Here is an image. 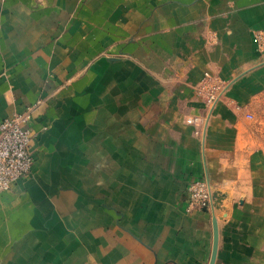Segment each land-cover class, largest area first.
<instances>
[{
  "label": "crops",
  "instance_id": "1",
  "mask_svg": "<svg viewBox=\"0 0 264 264\" xmlns=\"http://www.w3.org/2000/svg\"><path fill=\"white\" fill-rule=\"evenodd\" d=\"M263 74L264 0H0V120L36 105L0 264H210L215 231L213 264H264L242 127ZM197 180L212 202L188 211Z\"/></svg>",
  "mask_w": 264,
  "mask_h": 264
},
{
  "label": "built area",
  "instance_id": "2",
  "mask_svg": "<svg viewBox=\"0 0 264 264\" xmlns=\"http://www.w3.org/2000/svg\"><path fill=\"white\" fill-rule=\"evenodd\" d=\"M222 90L211 84L206 74L201 86L196 90L197 96L205 100L209 109L213 108L221 96ZM35 104L21 113L0 120V191L8 190L10 185L30 173L33 158L29 152L31 131L29 123ZM203 118L190 116L187 123L196 127L194 133L203 124ZM188 211L195 207H207L212 202L211 187L206 180H197L188 186Z\"/></svg>",
  "mask_w": 264,
  "mask_h": 264
},
{
  "label": "rangeland",
  "instance_id": "3",
  "mask_svg": "<svg viewBox=\"0 0 264 264\" xmlns=\"http://www.w3.org/2000/svg\"><path fill=\"white\" fill-rule=\"evenodd\" d=\"M259 78H263L264 74ZM258 78V79H259ZM250 87V98L244 102L243 134L250 151L263 160L264 169V81Z\"/></svg>",
  "mask_w": 264,
  "mask_h": 264
},
{
  "label": "water",
  "instance_id": "4",
  "mask_svg": "<svg viewBox=\"0 0 264 264\" xmlns=\"http://www.w3.org/2000/svg\"><path fill=\"white\" fill-rule=\"evenodd\" d=\"M216 248H217V231L214 234V246H213V253L210 264L214 263L215 255H216Z\"/></svg>",
  "mask_w": 264,
  "mask_h": 264
}]
</instances>
